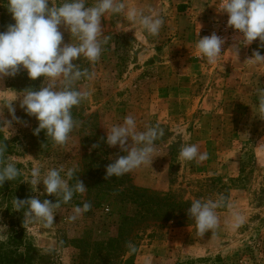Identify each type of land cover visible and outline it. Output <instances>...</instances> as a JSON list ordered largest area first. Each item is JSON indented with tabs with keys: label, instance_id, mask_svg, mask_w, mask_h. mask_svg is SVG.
<instances>
[{
	"label": "rangeland",
	"instance_id": "374dc122",
	"mask_svg": "<svg viewBox=\"0 0 264 264\" xmlns=\"http://www.w3.org/2000/svg\"><path fill=\"white\" fill-rule=\"evenodd\" d=\"M60 3L49 0V7ZM94 3L87 0L88 6ZM124 3L138 9V0ZM185 10L176 2L164 9L158 36L138 30L122 14L102 18L108 41L100 59L94 64L84 58L76 61L93 79L74 85L90 95L71 110L77 126L66 143L55 144L44 130L34 135L38 121L20 107L22 96L13 101L19 122H12V135L3 134L15 142L10 159L23 164L33 198L53 203L60 199L45 193L42 182L37 191L32 189L27 180L35 166L42 173L63 168L61 175L75 169L70 185L78 179L87 190L60 204L52 228L24 217L25 245L20 246L9 241L4 203L0 264H8L4 252L17 247L22 256L16 264H264V114L257 110L264 65L247 61L254 51L264 55V47L232 42L210 65L195 53V43L215 20L206 25L197 17L193 22L196 14H191L190 23L181 21ZM11 23L7 0H0V31ZM61 31L64 43H70V32L63 26ZM234 45H239L238 57ZM41 86H46L43 77L32 80L21 67L14 77H0V104ZM3 113L12 119L6 107ZM128 115L135 118L138 131L159 126L163 135L155 141L151 165L106 178L107 166L127 154L106 144L107 129ZM186 144H197L207 159L181 160L179 152ZM221 197L223 206L215 210L219 227L199 235L188 208L196 199ZM85 202L91 204L90 211L70 220L73 208ZM233 208L245 217L236 230L228 226Z\"/></svg>",
	"mask_w": 264,
	"mask_h": 264
},
{
	"label": "clouds",
	"instance_id": "9594fccd",
	"mask_svg": "<svg viewBox=\"0 0 264 264\" xmlns=\"http://www.w3.org/2000/svg\"><path fill=\"white\" fill-rule=\"evenodd\" d=\"M7 9L14 23L7 25L5 31H0V77H14L22 67L32 80L43 77L46 86L38 90L25 89L12 100L0 104V132L11 133L12 122H19L12 105L22 96L20 107L38 121L33 134L38 135L44 130L57 145L66 143L77 126L71 110L90 95L89 91L74 87L82 79H93V74L81 69L76 61L84 58L94 64L100 59L103 45L108 41L101 27L102 18L109 13L122 14L151 36H158L165 23L158 13L145 14L142 9L126 6L124 0H95L92 6L87 5V0H61L59 5L52 4L51 7L49 0H7ZM218 10L227 13V25L242 34V44L249 45L259 38L261 47H264V0H221ZM61 26L70 32V43H64ZM73 39L75 42H72ZM224 43V39L216 33L199 37L195 43V53L205 58L207 63L214 64L222 54ZM232 49L238 57L239 45H234ZM247 61L253 66L264 65V55L254 51ZM5 107L11 120L4 118ZM257 110L264 114V89L258 90ZM162 135L163 130L159 126L138 131L132 115L108 128L106 144L109 147L119 146L127 154L119 156L107 166L106 178L119 177L141 166L151 165L156 151L155 141ZM129 140L132 142L130 147ZM5 150V144L0 142V185L5 181H14L21 175L13 160L5 162L2 159ZM179 158L203 162L207 159V153L201 152L197 144H186L181 147ZM62 172L63 168H50L42 173L40 166L30 170L27 182L33 190L37 191V186L42 182L45 193L60 199L53 203L48 199L41 201L38 196L26 200L15 198L12 204L17 211L24 209L25 221L40 222L45 228H52L55 210L60 204H67L74 194L87 190L78 179L70 185L75 169H68L64 175H61ZM223 203V197L207 202L196 199L191 203L187 212L199 235L214 232L219 227L220 219L215 210ZM90 209L91 204L87 202L75 206L69 219L76 220ZM244 222V215L233 208L228 226L236 230Z\"/></svg>",
	"mask_w": 264,
	"mask_h": 264
},
{
	"label": "trees",
	"instance_id": "16d2710c",
	"mask_svg": "<svg viewBox=\"0 0 264 264\" xmlns=\"http://www.w3.org/2000/svg\"><path fill=\"white\" fill-rule=\"evenodd\" d=\"M0 142H3L6 146V150L3 154L2 159L7 162L10 159V156L15 154V142L14 140H10L5 137L3 132H0ZM16 166L21 170V175L14 181H5L3 185H0V207L6 203L5 207V216L8 217L9 225H10V235L9 241L16 244L17 246L25 245L24 236L26 234L25 223H24V209L17 211L12 201L15 198L26 200L29 198H33L31 191L24 180V173H23V164L15 162ZM19 247L14 248L13 250H9L8 254L10 253L11 256L4 252V255L9 264L10 260H12L13 264L18 262V257L22 256V253H19ZM3 253L0 252V256Z\"/></svg>",
	"mask_w": 264,
	"mask_h": 264
},
{
	"label": "crops",
	"instance_id": "0c3cea01",
	"mask_svg": "<svg viewBox=\"0 0 264 264\" xmlns=\"http://www.w3.org/2000/svg\"><path fill=\"white\" fill-rule=\"evenodd\" d=\"M217 1L219 0H138V9H142L145 14L154 11L161 16L164 9L173 8L176 2L178 5L183 4L186 6L185 12L179 17L181 21L185 20L190 23L189 17L191 14H196V17L191 18V21L194 22L195 18L201 17V21H207L203 24L210 25L212 20H217L221 16L217 8ZM165 13L167 11L164 12V15ZM167 19L168 17L166 16L167 24H172V20ZM193 22L191 25H193ZM138 30H142L139 25Z\"/></svg>",
	"mask_w": 264,
	"mask_h": 264
},
{
	"label": "built area",
	"instance_id": "2783aa9c",
	"mask_svg": "<svg viewBox=\"0 0 264 264\" xmlns=\"http://www.w3.org/2000/svg\"><path fill=\"white\" fill-rule=\"evenodd\" d=\"M221 0L217 1V8L219 9ZM219 11V10H218ZM220 13V18L215 20L214 22L211 23V25L207 28H204L203 31L201 32V35L203 36H209L212 33H216L218 36H220L222 39H224L225 43L222 45L221 52L225 49V47L232 42H239L241 45L245 47H252L254 45L260 44L261 42L259 41V38H257L256 41H253L249 45H244L241 43L243 40V36L241 33H239L237 30H234L230 26L227 25V20L228 16L227 13L221 12ZM215 64V63H214ZM213 65V64H210Z\"/></svg>",
	"mask_w": 264,
	"mask_h": 264
}]
</instances>
